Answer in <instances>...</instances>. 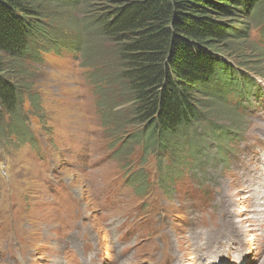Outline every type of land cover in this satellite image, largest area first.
<instances>
[{
    "label": "rangeland",
    "instance_id": "374dc122",
    "mask_svg": "<svg viewBox=\"0 0 264 264\" xmlns=\"http://www.w3.org/2000/svg\"><path fill=\"white\" fill-rule=\"evenodd\" d=\"M93 9L73 12L63 29L80 33L82 52L44 49L25 61L22 86L40 107L25 99L19 139L0 127V264L228 262L224 251L211 252L226 238L239 249L230 264H264V103L252 99L236 119L218 113L219 123H240L239 134L227 145L208 141L175 172L171 161L184 158L167 159L141 136L131 92L108 67L116 47L97 31ZM261 25L251 26L249 49L234 41L264 84V49L261 58L251 53ZM255 65L238 74L251 78ZM226 225V234L213 233Z\"/></svg>",
    "mask_w": 264,
    "mask_h": 264
},
{
    "label": "trees",
    "instance_id": "16d2710c",
    "mask_svg": "<svg viewBox=\"0 0 264 264\" xmlns=\"http://www.w3.org/2000/svg\"><path fill=\"white\" fill-rule=\"evenodd\" d=\"M86 6L97 9V31L116 47L108 67L126 82L133 120L145 125L140 134L147 133L148 145L154 139L158 152L186 160L188 153L196 155L197 138L225 141L238 130L240 123L229 132L217 114L236 119L232 108L257 96L260 66L246 63L244 47L234 40L249 49L251 26L264 22V0H0V127L6 135L19 139L26 130V98L34 110L40 107L22 86L25 61H38L44 49L57 56L82 52L80 33L70 36L63 29ZM261 26L262 43L251 51L258 58ZM241 52L238 61L229 59ZM253 64L251 78L238 74ZM182 162L175 159V172Z\"/></svg>",
    "mask_w": 264,
    "mask_h": 264
},
{
    "label": "bare ground",
    "instance_id": "6f19581e",
    "mask_svg": "<svg viewBox=\"0 0 264 264\" xmlns=\"http://www.w3.org/2000/svg\"><path fill=\"white\" fill-rule=\"evenodd\" d=\"M59 47V46H58ZM228 61V60H227ZM241 81V80H240ZM242 85V84H241ZM247 90V89H246ZM254 106V105H253ZM257 111V110H256ZM246 114V113H245ZM259 115V114H258ZM237 116V115H236ZM246 116H248V115H246ZM261 116V115H260ZM245 117V116H244ZM261 118V117H260ZM246 119V118H245ZM249 122H251L250 120H248ZM263 122V121H262ZM229 123V122H228ZM244 123V122H243ZM249 124V123H248ZM202 125V124H201ZM198 126V124L196 125V127ZM203 126V125H202ZM246 126V125H245ZM203 128V127H202ZM258 128H259V126H258ZM198 129H199V127H198ZM248 129V128H247ZM238 131V130H237ZM259 131H260V129H259ZM262 132V131H261ZM224 135V134H223ZM248 135H249V133H248ZM263 135V134H262ZM252 136H253V133H252ZM256 137V136H255ZM263 137H264V135H263ZM262 137V138H263ZM241 139V138H240ZM247 139V138H246ZM218 141H220V140H218ZM237 142V141H236ZM235 142V143H236ZM229 143H231V141L229 142ZM252 143V142H251ZM256 143V142H255ZM239 144V143H238ZM247 144V143H246ZM261 144V143H260ZM227 145V144H226ZM242 146V145H241ZM244 146V145H243ZM258 147H261V146H259V143H258ZM234 148V147H233ZM240 148V147H239ZM250 148V147H249ZM252 148V147H251ZM262 148V147H261ZM238 149V148H237ZM245 149V148H244ZM248 149V148H247ZM241 150V149H240ZM242 152V151H241ZM253 152V151H252ZM251 152V153H252ZM243 153V152H242ZM249 154V153H248ZM245 155H246V153H245ZM159 156V155H158ZM166 160V159H165ZM258 161V160H257ZM261 162V161H260ZM251 163V162H250ZM248 165V164H247ZM254 167V166H253ZM255 170V169H254ZM257 170V169H256ZM216 172V171H215ZM249 172V171H248ZM252 172V171H251ZM239 173V172H238ZM258 174V173H257ZM214 176V175H213ZM251 176V175H250ZM256 176V175H255ZM255 176H254V178H255ZM258 176V175H257ZM196 177H198V175H196ZM244 177H246V175L244 176ZM220 179V178H219ZM252 179V178H251ZM256 179V178H255ZM211 180V179H210ZM216 180V179H215ZM218 180V179H217ZM256 180H258V179H256ZM259 181H261V182H264V180H259ZM246 182V181H245ZM258 182V181H257ZM212 183V182H211ZM221 183V182H220ZM215 184H218V182L217 183H215ZM256 184V183H255ZM259 184V183H258ZM246 185V184H245ZM253 185V184H252ZM140 186V185H139ZM143 186V185H142ZM224 186V185H223ZM227 186V185H226ZM231 186V185H230ZM145 187V186H144ZM171 187V186H170ZM256 187V186H255ZM226 188V187H225ZM224 188V189H225ZM259 188V187H258ZM219 189V188H218ZM251 190V189H250ZM263 191V190H262ZM255 192H256V190H255ZM260 193V192H259ZM163 197V196H162ZM227 202V201H226ZM180 204V203H179ZM190 212V211H189ZM238 224H241L240 222H237ZM230 229H232V227L230 226V225H226V227H224V228H219V229H216V230H214L213 231V233L214 234H218V237L219 236H221V235H223V234H226L227 232H228V230H230ZM95 242V241H94ZM257 242V241H256ZM80 244V243H79ZM81 246V245H80ZM244 246V245H243ZM83 247V246H82ZM61 255V254H60ZM60 258V257H59ZM255 258V257H254ZM261 260V259H260ZM64 264V263H63Z\"/></svg>",
    "mask_w": 264,
    "mask_h": 264
}]
</instances>
